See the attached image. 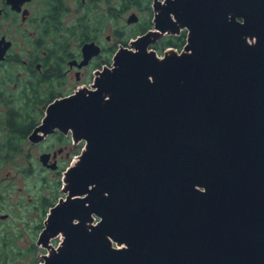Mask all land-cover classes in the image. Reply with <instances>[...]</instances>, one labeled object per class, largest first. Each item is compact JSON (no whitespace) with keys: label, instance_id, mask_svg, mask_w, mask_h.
<instances>
[{"label":"water","instance_id":"1","mask_svg":"<svg viewBox=\"0 0 264 264\" xmlns=\"http://www.w3.org/2000/svg\"><path fill=\"white\" fill-rule=\"evenodd\" d=\"M152 8V28L90 90L48 107L40 128L85 144L39 264H264V0ZM181 31L179 52L150 48ZM8 47L0 38V59Z\"/></svg>","mask_w":264,"mask_h":264},{"label":"flooded vegetation","instance_id":"2","mask_svg":"<svg viewBox=\"0 0 264 264\" xmlns=\"http://www.w3.org/2000/svg\"><path fill=\"white\" fill-rule=\"evenodd\" d=\"M103 1L109 0H26L22 3H19L20 0H0V15L9 18L10 26L15 24L24 27L27 24L32 28L26 35L29 42L17 52H14L13 40L0 35V38L9 42L3 59H0V67L11 63L20 69L12 77L14 94L9 95L13 97V105H9L4 113L3 126L7 137L2 140L0 138V160L19 162V159L24 160V156L32 157L31 150L38 148L36 158L41 171L50 170L52 177L58 176V181L59 173L65 172L78 160L82 150L77 155L76 146L84 145L83 140L75 141L71 130L62 131L53 127L44 132L40 128L44 124L48 107L76 92L90 90L97 74L112 66L114 53L130 42L124 41L126 31L118 21L124 14L129 13L126 24L134 25L132 31L138 32L135 37L152 28V24L139 22L132 9L123 11L119 5L107 10L116 27L102 41L101 22L93 17L92 12ZM132 7L137 10L139 4ZM131 13H135L137 20L127 23ZM18 18L20 21L17 23ZM91 43L97 47V53L85 60L84 54L92 53L93 49L84 46ZM48 140L55 142L46 143ZM24 145L28 146L27 150ZM70 161L64 170H58L59 162ZM28 165L31 167L30 163ZM33 170L29 169L28 173ZM19 189L22 190L21 187ZM45 200L43 197L42 205ZM5 217L0 214V219Z\"/></svg>","mask_w":264,"mask_h":264},{"label":"rangeland","instance_id":"3","mask_svg":"<svg viewBox=\"0 0 264 264\" xmlns=\"http://www.w3.org/2000/svg\"><path fill=\"white\" fill-rule=\"evenodd\" d=\"M119 0H109L100 2L92 12L93 17L98 18L101 22V39L105 41V36L110 35L116 26H113L112 19H110L109 8L119 7ZM93 8V7H92ZM138 16V20L145 25L152 24L153 8L152 0H142L139 8L133 9ZM129 13L124 14L119 18V24L124 25L126 35L124 41L127 43L134 39L138 34L136 30L132 31L134 25L127 26L126 17ZM9 18L0 15V35H5L7 38L13 40L15 50L22 48L27 40V31L32 30L27 24L24 27H17L15 24L9 25ZM20 19H17V23ZM19 25V24H18ZM150 26V25H149ZM152 27V26H151ZM150 28V27H149ZM122 29V28H121ZM158 39L151 49L156 51L158 56H162L168 49H173L176 52L180 50L173 47H162L164 39ZM130 43V42H129ZM128 43V44H129ZM114 44V42L112 43ZM108 45L110 43L108 42ZM157 48H153L154 46ZM114 48V47H113ZM112 52L109 53L111 58ZM10 62V60H9ZM19 66L11 63H5L0 67V138L5 139L4 113L9 105H13V97L9 94L13 93L12 77L15 72H18ZM17 105V104H15ZM55 140H48L46 143L52 144ZM28 145V144H27ZM27 145L24 148L27 150ZM57 145V144H56ZM58 147V145L56 146ZM84 145L76 146V154L83 150ZM57 149V148H55ZM38 148L31 150L32 157L24 156V160L19 162L0 160V214L6 215L5 218L0 219V264H39L41 262V255L46 253L41 245L37 244L39 233L43 228L44 221L49 213V208L54 205L60 197H63L61 192V185L63 180V172L58 176L52 177L50 170L41 171L40 163L36 158ZM27 153V151H26ZM31 164V167L28 165ZM70 162H59L58 170H64ZM75 163V162H74ZM73 163V164H74ZM33 168L32 173L28 170ZM10 177L8 178L7 176ZM45 183V186L43 185ZM9 185V188L6 186ZM37 185V186H36ZM22 188V190L19 189ZM45 197V202L42 205V198ZM60 237L51 241L52 245H56ZM5 244V246H3Z\"/></svg>","mask_w":264,"mask_h":264},{"label":"trees","instance_id":"4","mask_svg":"<svg viewBox=\"0 0 264 264\" xmlns=\"http://www.w3.org/2000/svg\"><path fill=\"white\" fill-rule=\"evenodd\" d=\"M120 1V9L123 11L128 10L131 8V6H134L135 4H141L142 0H119ZM185 38H186V32L181 31L180 34L178 35H169L164 37L162 41V47H173L174 49L180 50L182 46L185 43ZM158 46H154L153 48H157Z\"/></svg>","mask_w":264,"mask_h":264},{"label":"built area","instance_id":"5","mask_svg":"<svg viewBox=\"0 0 264 264\" xmlns=\"http://www.w3.org/2000/svg\"><path fill=\"white\" fill-rule=\"evenodd\" d=\"M59 243V242H58ZM58 243L55 245V247L58 245Z\"/></svg>","mask_w":264,"mask_h":264},{"label":"bare ground","instance_id":"6","mask_svg":"<svg viewBox=\"0 0 264 264\" xmlns=\"http://www.w3.org/2000/svg\"><path fill=\"white\" fill-rule=\"evenodd\" d=\"M76 162V161H75Z\"/></svg>","mask_w":264,"mask_h":264}]
</instances>
